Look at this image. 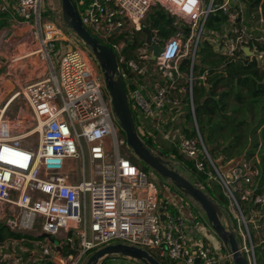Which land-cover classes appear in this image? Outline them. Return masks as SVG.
I'll list each match as a JSON object with an SVG mask.
<instances>
[{
  "label": "built area",
  "instance_id": "built-area-1",
  "mask_svg": "<svg viewBox=\"0 0 264 264\" xmlns=\"http://www.w3.org/2000/svg\"><path fill=\"white\" fill-rule=\"evenodd\" d=\"M78 4L85 27L124 64L120 72L137 131L152 138L139 123V114L163 128L164 107L183 104L186 113H192L195 135L181 137L179 153L218 182L245 223L241 201L252 197L259 175L257 159L229 161L225 170L216 166L194 116L193 65L207 27L216 35L207 43L225 61H254L264 67V0H79ZM42 6L43 0H0V13L30 26L28 41L35 47L27 55L38 54L49 64L44 77L12 89L0 101V221L14 232L37 236L21 239L32 242L54 264H79L89 252L115 243L143 248L161 263L221 264L225 256L231 262V252L223 256L215 245L193 235L169 182L160 184L170 194L167 201L151 171L120 155L125 135L116 129L109 94L107 98L103 94V72H97L88 53L76 47L62 50L55 65V42L66 41L70 28L46 14ZM156 6L174 17V32L163 38L151 25L150 45L161 47L154 63L145 33L134 49L136 56L127 57L124 49L132 41L131 33H143L142 27L150 26L147 16ZM216 13H222L223 20L208 26V17ZM19 57L13 56L12 62ZM184 59L190 61L187 74L180 69ZM147 64L162 81L140 82L150 69ZM18 95L28 114L20 110L6 115ZM167 159L172 165L175 162L172 155ZM253 203L264 204V188L253 196ZM246 233L248 244L244 237L238 246L248 264H256L255 247ZM259 237L264 243V229ZM27 261L41 264L34 257ZM0 264L24 263L22 256L0 251Z\"/></svg>",
  "mask_w": 264,
  "mask_h": 264
},
{
  "label": "trees",
  "instance_id": "trees-1",
  "mask_svg": "<svg viewBox=\"0 0 264 264\" xmlns=\"http://www.w3.org/2000/svg\"><path fill=\"white\" fill-rule=\"evenodd\" d=\"M74 2L80 10L82 6L78 4L79 0H74ZM223 18L222 13L210 15L207 19V25L212 26L213 21H221ZM173 20L174 17L160 6L153 7L147 16V22L157 28L159 35L163 38H167L174 32ZM141 43L142 39L138 41L132 38V41L124 49L126 56L134 58L136 55L133 51ZM204 50L208 55L210 68H203L196 63L193 65V76L197 78L192 86L195 120L202 140L214 161L216 159L218 163L223 164L229 161L236 163L242 159H252L256 162L257 159L259 175L252 185V197L241 201L243 215L246 219H249L250 210L260 211V206L264 212V204L261 206L253 203V196L262 192L264 188V67L254 61H225L207 42ZM116 57L119 66L122 67L124 64L120 61L117 53ZM189 62V59H184L180 64V69L185 74L189 71ZM223 63L225 65L220 68ZM149 68L147 76L142 78L141 81L149 84L155 80L162 81L151 64ZM202 75L205 77L203 80L199 79ZM182 96L189 104L187 95L182 94ZM184 118L178 131L173 136L172 140L176 142L172 144L171 149L168 151L156 147L152 138L142 134L139 135L154 151L167 156L172 155L179 162V167L176 169L184 177L194 183L202 182L204 192L213 196L221 205L228 208L226 197L221 192L217 193L214 190V187L207 181L208 175L197 171L192 159L180 154L178 151V138L180 136L192 137L195 135L191 111H188ZM138 120L139 122L143 120L145 128L150 123L153 125L157 123L144 119L140 114ZM120 131L124 134L122 130ZM256 152L257 157H255ZM131 159L141 169L145 171L152 170L135 156H132ZM170 208L173 209L172 206ZM259 223L262 224L259 230L264 229V213L261 214ZM252 226V223H248L249 229ZM250 235H253V230H251ZM23 237L36 238L14 232L5 222L0 221V243L8 238L20 239ZM258 249V255H256L255 250L256 264H264V243ZM111 256L113 255L105 256L102 260ZM41 263L54 264L47 259H41ZM225 264L229 263L225 262Z\"/></svg>",
  "mask_w": 264,
  "mask_h": 264
},
{
  "label": "rangeland",
  "instance_id": "rangeland-1",
  "mask_svg": "<svg viewBox=\"0 0 264 264\" xmlns=\"http://www.w3.org/2000/svg\"><path fill=\"white\" fill-rule=\"evenodd\" d=\"M42 8H43V10L46 11V14H49L50 17H54L56 20H58L59 23L63 27L67 26L65 24V22L62 20L61 0H43ZM0 16H2V15H0ZM1 21H3V20L0 19V22ZM4 24L0 25V47H2V48H4V46L7 45L9 42L7 39V36L6 37L2 36V34L4 32L3 27H5L7 25V24H5V25ZM66 34L68 35V36H66V38H67L66 41L62 40L61 42H58V41L55 42V50L56 51L52 53V58H53L52 60L55 63V65L57 66V62L55 60L58 58V55L62 50L76 47V48H81L84 51H86L88 53L87 54L88 59L90 60V62L94 66L95 70L97 72H102V69H101L98 61L96 60L94 54L92 53V50L90 49V47L87 46L86 44H84L72 32L71 29L68 32H66ZM215 37H216V35L212 32V29L205 27V29L201 35V39H200L198 46H197L196 59H195V63L199 64L203 68L209 69L211 66L210 61L208 60V55L206 54L204 49H205L206 42L211 41V39H213ZM142 38H144V33H141V32L135 33V35H134L135 40L139 41ZM129 53H131V52H129ZM134 53H136V52H134ZM34 56H36V54L31 55V57L29 56L31 58V60H30V58H28L29 61H27V63H23V62L19 63V64H23V67H21L18 63H13L12 66L11 65L8 66V64L4 65L1 62V61H3V59L0 56V77H1L0 82H2L0 85L1 86L0 87V101L4 100L7 96H9L8 94L12 91V89H14L16 87L18 88L21 85H23L24 79L29 78L28 71L31 68L30 65L34 66L35 68H40V69H41V65H43L44 73L47 72V68H48L49 64L45 60H39L38 57H36V59H33ZM28 59H25V60H28ZM148 66H150V65L147 64V67ZM38 71L39 70L34 69L32 76H34L35 73H37ZM12 79H17V80H19V83H22V84L19 86H16V84L13 82ZM185 79L186 78H184L182 80L185 81ZM195 81H196V79L194 80V83H195ZM103 94H104L105 98L108 97L109 93L106 90V88H103ZM184 103L187 104L186 101H184ZM24 104L25 103L22 100L21 95H18L16 100H14L10 104V106L8 107L5 114L11 115V114H15V113L19 112L20 110L21 111L25 110V112H27V113H25V115H27L29 111ZM184 113H186V108H184V107H182L181 109L167 110L161 119L163 122V128L159 127L157 123L154 125L150 123V124H148L147 128L143 127L146 135L151 136L153 138V141L155 142L156 147H158L162 150H166V149H169L172 147V144H174L176 141L172 142L174 135L171 136V134H172V132H174V134H175L178 131L175 129L178 127L180 120H181ZM185 120L186 119L184 118V121ZM182 121H183V119H182ZM115 125H116L117 131L120 134H122L120 131L121 129L119 127L117 119H115ZM139 134H142V131H139ZM170 137H171V142H170ZM181 137L182 136H180L178 138V141H180ZM126 146H127L126 144L120 145L119 146V153L121 156L131 158L132 156H134V153L129 146H127V147ZM111 149H112L111 151H113L112 146H111ZM155 152H157V151H155ZM157 153H159V152H157ZM257 156H258V154L256 152L255 157H257ZM163 157H165L166 159L168 158L167 155H163ZM173 160L175 161V162H173V166L175 168H178L179 167L178 160H176L175 158ZM215 163L219 169L225 170L226 163L220 164V163H218V160H216V159H215ZM150 171H151V175H150L151 179H153L154 182L160 188V191L162 193V195H161L162 199H164V197L167 195L170 197L169 193H166V192L164 193V190L161 188V185H160L162 182H166V181L169 182V181L162 178L155 171H153V170H150ZM207 181H209V183L214 187V190L217 193L218 192L222 193L220 185L218 184V182L213 177L208 176ZM196 184L199 187L204 188V184L202 182L199 181V182H196ZM170 190H171V193L173 195L174 202L178 205L184 204V205H181V208L184 206V208L188 211V213L190 215L188 217V220H189L188 224H189L191 230L197 229L199 232V236L201 237V239L203 241L208 242L211 245H215L217 247V250H219V252H221V255H223V256L227 255V253L230 252L229 246L224 244L221 241V239L218 237V235L214 232L213 229L206 231L208 229V227L209 228H212V227L210 226V224H208V222H206V221H208L206 218V214L203 211V209L200 207V205L196 201L192 200L188 196L181 193L171 183H170ZM209 196L221 208V210H222V215L220 218L221 222L223 223V225L225 226V228L228 231H232L236 234L237 241H238L239 245L243 244L244 237L246 240V244H248V238H247L246 230L249 232V234H250L251 230H253V235L251 236V240H252L253 246L255 247L256 255H258V251H259L258 247H260L262 245V242H261L260 237H259V233H260L259 228L262 225L261 223H259V221L261 218V214L264 213L263 210H261L262 207L259 206V208H261L260 211H258L256 209L250 210L249 219H246L245 216L243 215V217L245 219V223H244L242 221V218L239 214L238 209L236 207H232L229 204L228 200H227V202H228V208H227L224 205H221L213 196H211V195H209ZM241 206H242V204H241ZM248 223L253 224L251 229H249ZM10 239H11V241L12 240L13 241L10 242V241L6 240L5 243H0V251L10 252L11 254L20 253L22 256V260H23L24 264H35V263H32L31 261L24 262L25 259L27 258V256H26V253L23 252L20 248V247L26 246L28 252H30L32 250V246H31V244H29V245L26 244V243H30V242L26 241V240L18 241V239H16V241H14L13 238H10ZM35 239H38V237L36 236ZM92 252L93 251L86 254L84 256V258L80 261L79 264H85L86 259L88 258V256ZM225 262H229V264H231L232 257H231V262H230V260H226V256L223 257L221 264H225ZM98 264H143V263L137 259H134V258H130V257L120 255V254H115L114 256L107 258L104 262H102V260H99ZM163 264H182V263L179 261H169V262L165 261V263H163Z\"/></svg>",
  "mask_w": 264,
  "mask_h": 264
},
{
  "label": "water",
  "instance_id": "water-1",
  "mask_svg": "<svg viewBox=\"0 0 264 264\" xmlns=\"http://www.w3.org/2000/svg\"><path fill=\"white\" fill-rule=\"evenodd\" d=\"M61 6L62 20L84 44L90 47L102 69L105 88L111 99L112 111L125 135L126 144L132 149L134 156L200 205L214 232L224 244L229 246L233 264H248L246 257L239 249L236 234L228 231L221 222L222 210L219 205L201 187L184 177L161 153L155 152L148 146L138 134L115 51L107 44L100 42L85 27L74 0H61ZM151 27L150 25L141 29L145 33V42L149 45ZM150 47L152 51L150 62L154 63L155 56L161 47L155 44L150 45ZM43 236L47 235L44 234ZM51 240L57 243L53 239ZM115 254L137 259L143 264H163L147 250L123 243L110 244L95 250L88 256L85 264H98L99 260L105 256Z\"/></svg>",
  "mask_w": 264,
  "mask_h": 264
},
{
  "label": "crops",
  "instance_id": "crops-1",
  "mask_svg": "<svg viewBox=\"0 0 264 264\" xmlns=\"http://www.w3.org/2000/svg\"><path fill=\"white\" fill-rule=\"evenodd\" d=\"M0 15H2V16H0V19L3 20V21L0 22V25L1 24H4V23L7 24L5 27H3V31L4 32H3L2 36L3 37H6L7 36V39L10 42V43L8 42V44L5 45L4 48L0 47V56L3 59V61H1L2 64H4V65L5 64L6 65L8 64V66L9 65L12 66L13 63H18V64L19 63H22V62L23 63H27V61H29L28 58H30L31 55H27L26 52L30 48H34L35 47V44L34 43H30L28 41V33L30 31V26L28 24H26V23H22V22L16 21L15 19H13L12 17H10L7 14L0 13ZM17 55L20 56L19 59L16 60L15 62H12V60H11L12 57L13 56H17ZM36 57H38L39 60H43V59H40L39 58V55L38 54H36V56H34L33 59H36ZM25 59H28V60H25ZM30 60H31V58H30ZM19 65L21 67H23V64H19ZM30 66H31V68L28 71L29 78L24 79V82L23 83L37 80L39 78L44 77V75L46 74V73H44L43 65H41V69L40 68H35L32 65H30ZM34 69L35 70H39V71L37 73H35L34 76H32ZM141 79L142 78H140V82L145 83V81H141ZM12 80L16 84V86H19V85L22 84V83H19V80H17V79H12ZM185 114L186 113L183 114V116H182V118L180 120V123H179L178 127L175 130H178V128L180 127L181 122H182V119H183V117H184ZM172 135H174V132H172L171 136ZM166 150H168V149H166ZM166 193H169V192H166ZM164 199H166L167 201H169V196L168 195L165 196ZM181 205H184V204H181ZM181 205H179V206L181 207ZM182 208H183L184 212L186 213L187 217H189L190 215H189L188 211L184 208V206ZM208 230L209 229H207L206 231H208ZM192 233H193V235L194 234H199V232H198L197 229H192ZM6 240L7 241H10V242L13 241V240L11 241L10 238H8ZM14 241H16V239H14ZM18 241H22V239L20 238V239H18ZM26 241H28V240H26ZM29 244H31V246H32V250L30 252H28L26 246L20 247L21 250L26 253V256L27 257H34L36 259V263H41V259H47V260H49V258L47 257V255L43 254L39 248L34 247V245H33L32 242H30ZM29 244H27V245H29ZM15 255H20L21 256L20 253H16ZM105 260H102V262H104Z\"/></svg>",
  "mask_w": 264,
  "mask_h": 264
},
{
  "label": "bare ground",
  "instance_id": "bare-ground-1",
  "mask_svg": "<svg viewBox=\"0 0 264 264\" xmlns=\"http://www.w3.org/2000/svg\"><path fill=\"white\" fill-rule=\"evenodd\" d=\"M183 106H184V105H183V104H180V103H178V104H175V103L167 104V105L164 107V109L162 110L161 114H160V119H162V117L164 116V114H165V112H166L167 110H171V109H181ZM141 116H142V115H141ZM142 117H143V116H142ZM143 118H144V117H143ZM144 119H146V118H144ZM152 122H153V121H152ZM155 122H156V121H155ZM139 123L142 125V127H144V125H143V120L140 121Z\"/></svg>",
  "mask_w": 264,
  "mask_h": 264
},
{
  "label": "flooded vegetation",
  "instance_id": "flooded-vegetation-1",
  "mask_svg": "<svg viewBox=\"0 0 264 264\" xmlns=\"http://www.w3.org/2000/svg\"><path fill=\"white\" fill-rule=\"evenodd\" d=\"M136 32H132L131 35H130V39H132L134 37Z\"/></svg>",
  "mask_w": 264,
  "mask_h": 264
}]
</instances>
